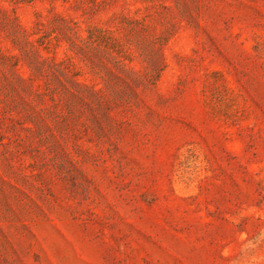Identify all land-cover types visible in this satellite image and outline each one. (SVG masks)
I'll return each mask as SVG.
<instances>
[{"label": "rangeland", "instance_id": "374dc122", "mask_svg": "<svg viewBox=\"0 0 264 264\" xmlns=\"http://www.w3.org/2000/svg\"><path fill=\"white\" fill-rule=\"evenodd\" d=\"M0 264H264V0H0Z\"/></svg>", "mask_w": 264, "mask_h": 264}]
</instances>
